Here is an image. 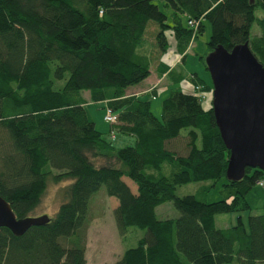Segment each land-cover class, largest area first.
Masks as SVG:
<instances>
[{
    "label": "trees",
    "instance_id": "obj_1",
    "mask_svg": "<svg viewBox=\"0 0 264 264\" xmlns=\"http://www.w3.org/2000/svg\"><path fill=\"white\" fill-rule=\"evenodd\" d=\"M157 1L0 0V194L24 218L33 216L51 182L72 180L47 224L21 236L0 228V264H87L91 198L103 185L119 200V234L131 227L146 231L112 264H264V207L249 215L248 226L242 217L233 226L216 225L220 213L251 208L247 195L264 168L227 178L230 151L213 106L183 85L213 90L183 67L205 21L212 30L208 53L248 42L264 65V0H162L169 12ZM254 24L260 33L252 36ZM170 32L182 55L174 67L162 60ZM154 69L172 85L161 117L152 110L158 88L128 93ZM86 90L117 115L109 133L117 130L133 143L117 147L97 128ZM183 131L186 153L169 149ZM165 163L177 166L171 176L146 171H162ZM124 177L137 184V193ZM223 178L216 201L176 194L178 186ZM167 201L178 217L157 216Z\"/></svg>",
    "mask_w": 264,
    "mask_h": 264
},
{
    "label": "rangeland",
    "instance_id": "obj_2",
    "mask_svg": "<svg viewBox=\"0 0 264 264\" xmlns=\"http://www.w3.org/2000/svg\"><path fill=\"white\" fill-rule=\"evenodd\" d=\"M157 3L160 5L162 10H165L162 0H158ZM165 11L169 12V10ZM261 13V10H257V15H260ZM169 18L171 20V16ZM205 26L206 27L203 31V34H201L194 42L190 44V47L187 51V61L184 65V68L185 71L188 72H198L199 75L206 79L209 83H213L210 72L206 69L203 60L200 58L201 56H205L208 53V41L210 40L212 32L209 22L205 21ZM259 33L260 28L257 24H254L252 28V36ZM206 57L207 55L205 56V60ZM177 63L179 64V62ZM145 82L141 83L139 86H144L146 84ZM171 87L172 85L168 82V80H163L158 86V89L160 90L159 95H157L155 98H152V110L158 117H161L162 115L163 100L169 95ZM132 88H134V86L130 87V89ZM184 88L186 90H190V83L186 81L184 83ZM83 94L89 99L87 110L90 118L95 121L97 128L106 133V136L111 139L109 133L111 130V125L110 123L106 122L104 118L107 114L105 102L91 101L90 92L88 90L84 91ZM212 100L213 94L212 92H209L206 101L203 102V105H212ZM186 132L187 131H183L181 136L169 141L167 147L180 153H186ZM115 134L117 138L115 140H111L117 147H122L133 143L132 138L128 139L129 137H125L121 132L116 130ZM124 137L126 138L125 142ZM176 170L177 166L175 164L165 163L163 165L162 171H157L154 169H147L146 171L147 173H153L155 175H160L162 173L164 175L171 176ZM124 180L129 184L132 191L137 193V184L128 177H124ZM224 181L225 178L217 182L214 180H204L187 183L178 186L176 194L178 196L194 194L198 199L206 202L216 201L223 197L222 184ZM261 181L264 184V178H262ZM71 182L72 180L51 182L48 186L46 194L42 198V201L36 210H34L32 215L39 216L42 214H49V216H54L57 213L62 201L61 189L69 185ZM247 200L251 206L250 209L229 213H220L216 216V225L220 228L233 226L238 223L239 217H242L244 223L246 226H248V217L250 214H260L263 212L264 186L260 185L258 182L247 195ZM118 204V198L109 195L104 185L91 198V223L89 226L91 227V231L90 234L87 235V244L89 243V264L114 263L126 249L137 246L139 239L145 235L146 231L138 227L129 228L125 236H121L119 234L114 216V209L118 206ZM156 212L160 219L176 218L180 214L172 201H167L159 205L156 209ZM233 264L239 263L235 262Z\"/></svg>",
    "mask_w": 264,
    "mask_h": 264
},
{
    "label": "water",
    "instance_id": "obj_3",
    "mask_svg": "<svg viewBox=\"0 0 264 264\" xmlns=\"http://www.w3.org/2000/svg\"><path fill=\"white\" fill-rule=\"evenodd\" d=\"M205 62L213 82L217 126L230 151L227 178L240 179L247 167L264 168V65L248 42L231 50L220 45ZM49 221V214L19 218L0 194V228L21 236Z\"/></svg>",
    "mask_w": 264,
    "mask_h": 264
},
{
    "label": "crops",
    "instance_id": "obj_4",
    "mask_svg": "<svg viewBox=\"0 0 264 264\" xmlns=\"http://www.w3.org/2000/svg\"><path fill=\"white\" fill-rule=\"evenodd\" d=\"M261 15V14H260ZM169 38H170V49L168 50V52L162 57V60L164 63L171 65V67L176 66L179 62L182 63V60H180L181 58V54L178 52L177 48H176V40L173 38L172 33H169ZM177 63V64H176ZM186 63L183 64V67ZM163 80H168L166 78L165 75L161 76L156 72V69L152 70V73L150 74V76H148L146 79H144L142 82H140L139 84L133 85L134 88L130 89V86L128 88V93L129 94H135L137 96H144L147 95V93L153 91V89L158 88L159 84L163 81ZM146 81V82H145ZM145 82L146 84L144 86H139L141 83ZM168 82L170 83V81L168 80ZM184 85V83H183ZM163 86V85H162ZM191 86V85H190ZM192 87V86H191ZM192 88H190L191 90ZM87 98V97H86ZM88 99V98H87ZM89 100V99H88ZM89 102V101H88ZM106 105V102H105ZM128 138V136H125ZM124 137V138H125ZM128 139H131L130 137ZM127 139V140H128ZM126 141V138L124 140V142ZM91 231V227H89V232L88 234H90ZM88 252H89V243L87 244V252H86V257H87V264H89V259H88Z\"/></svg>",
    "mask_w": 264,
    "mask_h": 264
},
{
    "label": "built area",
    "instance_id": "obj_5",
    "mask_svg": "<svg viewBox=\"0 0 264 264\" xmlns=\"http://www.w3.org/2000/svg\"><path fill=\"white\" fill-rule=\"evenodd\" d=\"M199 22L198 21H190L191 26H195L197 27V24ZM193 42V41H192ZM191 42V43H192ZM193 90H195L198 93V96L200 97V99L205 102L207 97H208V92L203 90V87L201 85H197V86H192L191 87ZM105 121L110 123V125L116 124L118 122V117L117 115L113 112V110L111 108H107V114L105 115ZM110 138L112 140H115L117 138L115 131L112 130L110 133ZM260 185L264 186V184L262 183V181L259 182Z\"/></svg>",
    "mask_w": 264,
    "mask_h": 264
}]
</instances>
